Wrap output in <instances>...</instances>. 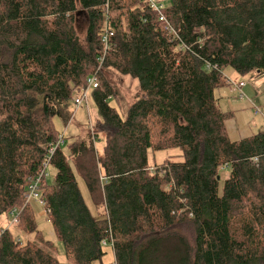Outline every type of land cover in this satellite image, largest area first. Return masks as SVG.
<instances>
[{"label":"trees","instance_id":"16d2710c","mask_svg":"<svg viewBox=\"0 0 264 264\" xmlns=\"http://www.w3.org/2000/svg\"><path fill=\"white\" fill-rule=\"evenodd\" d=\"M164 15L176 34L137 0H0V264H61L29 188L60 136L54 119L71 123L91 76L102 122L69 156L56 150L40 187L68 262L103 264L106 242L116 264H264V133L232 141L216 97L227 68L264 75V0H171ZM110 70L140 84L126 119L109 104ZM163 151L179 153L152 166Z\"/></svg>","mask_w":264,"mask_h":264},{"label":"rangeland","instance_id":"374dc122","mask_svg":"<svg viewBox=\"0 0 264 264\" xmlns=\"http://www.w3.org/2000/svg\"><path fill=\"white\" fill-rule=\"evenodd\" d=\"M162 3L167 7L171 5V0H161ZM87 17L85 14H81L78 20L79 34L82 38L85 37L86 22ZM224 75L230 80L231 83L239 84L243 82L246 84V89H243V93L246 98L240 103L250 104L251 107L245 111L238 112L239 117L244 116L247 121L246 128L249 129L254 134L264 133V75L257 76L255 74H250L247 76H241L235 72L232 68H227ZM106 76L115 91V95L109 100L110 106L117 109L119 114L123 119L127 118L129 107L137 100V96L140 93L139 81L133 79L130 76H122L114 70L106 71ZM258 111V113H256ZM72 112L74 117L71 123L66 127L58 118L54 119V126L56 131L61 135L66 132V144L62 147V151L69 156V147L79 139L84 132L87 130L95 129V127L102 122V117L93 99V91H89L87 102L84 106L77 110L75 106L72 107ZM102 143L99 141L97 143V150L101 154ZM178 151H163V152H150L149 161L152 166L161 164L165 159L175 156ZM51 176L48 179L49 183L53 184L55 181L56 171L54 168L50 169ZM225 176V175H224ZM223 176L220 183V189H223V184L225 177ZM77 181L83 197L85 199L88 208L94 219H97L96 212L98 210L92 201L86 184L77 175ZM99 215V214H98ZM2 226L7 225V221L1 223ZM241 221L240 217L237 218V229L238 234L241 231ZM40 230L43 233L44 238L47 241L53 242L56 245L55 254L61 264H70L65 256V250L62 243L57 240L54 233L53 227L50 222H44L40 224ZM15 231V228H14ZM33 236L22 237V242L26 244L27 242L34 241ZM98 264V263H96ZM103 264H116L114 250L111 246L106 247V255L103 258Z\"/></svg>","mask_w":264,"mask_h":264},{"label":"built area","instance_id":"2783aa9c","mask_svg":"<svg viewBox=\"0 0 264 264\" xmlns=\"http://www.w3.org/2000/svg\"><path fill=\"white\" fill-rule=\"evenodd\" d=\"M140 3L145 4L147 7H149L150 10L156 12L159 16V22L164 26L167 32L171 34H176L175 30L171 26V24L168 22L164 15V10L166 6L162 3L161 0H137ZM115 37V31L108 19L105 21L104 30L102 32V44L104 46V51H108L112 45V41ZM232 85H235L237 89H242L245 86V83L241 82L239 84L231 83ZM99 87V80L97 76H91L87 80V87L82 89V91L78 92L74 99V106L77 110L81 109L84 104L87 102L88 99V93L89 91H94ZM240 98H243V94L240 95ZM258 112V111H257ZM66 132L62 133L57 142L53 144L50 147L49 154L47 156V160L44 163L43 169L40 171V174L31 182L30 188H29V195H28V201L34 205L37 204L38 206L44 208L45 202L42 200V192H41V185L43 181H46L50 178V162L55 154L56 150L60 147L65 146L66 144ZM17 212L14 211L11 214V225L17 224L16 219ZM104 247H108L107 243H103Z\"/></svg>","mask_w":264,"mask_h":264},{"label":"crops","instance_id":"0c3cea01","mask_svg":"<svg viewBox=\"0 0 264 264\" xmlns=\"http://www.w3.org/2000/svg\"><path fill=\"white\" fill-rule=\"evenodd\" d=\"M230 85H231L230 87H227L222 90H218L216 92V97L219 99L220 107L224 112L233 113V118L227 121L226 123V129L232 141H239L242 139L250 138L251 136L254 135L253 132H251L249 129L246 128V125L248 123L246 121L245 115L239 117L238 114V112H242L250 108L251 105L247 103L239 102L241 100L243 101L246 98L245 94L243 93V89H246V84L241 90L237 89L235 85L232 84ZM242 94H243V98H240V95ZM32 207L34 208V211L36 213L38 227H40L41 223L49 222L48 215L44 210V208L38 206L37 204L32 205ZM96 214H97L96 216L98 217L99 211L98 213L96 212ZM56 250L58 249L56 248Z\"/></svg>","mask_w":264,"mask_h":264}]
</instances>
